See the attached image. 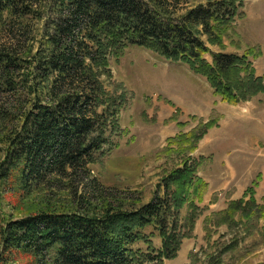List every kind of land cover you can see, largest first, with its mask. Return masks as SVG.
<instances>
[{
  "label": "trees",
  "instance_id": "obj_1",
  "mask_svg": "<svg viewBox=\"0 0 264 264\" xmlns=\"http://www.w3.org/2000/svg\"><path fill=\"white\" fill-rule=\"evenodd\" d=\"M243 7V0H0V186L12 178L18 201L28 200L22 214L0 223V264L21 253L31 264L177 257L208 187L198 174L203 158L190 154L216 121L171 138L182 164L162 177L149 202L119 197L91 169L126 133L119 122L126 99L116 91L111 60L128 47L147 50L187 65L223 103L247 102L264 92L254 48L215 53L206 44L224 48ZM254 187L219 213L225 222L255 206ZM219 262L209 256L204 264Z\"/></svg>",
  "mask_w": 264,
  "mask_h": 264
},
{
  "label": "rangeland",
  "instance_id": "obj_2",
  "mask_svg": "<svg viewBox=\"0 0 264 264\" xmlns=\"http://www.w3.org/2000/svg\"><path fill=\"white\" fill-rule=\"evenodd\" d=\"M183 1L195 6L208 0ZM243 2L224 36L225 47L206 44L215 53L242 54L254 48L258 57L251 60L257 76L264 79V0ZM206 59L211 61L208 55ZM110 65L116 91L126 99L119 118L126 133L116 139L117 148L91 165L94 176L119 197L136 199V206L147 203L160 192L162 177L182 164L183 158L173 151L179 141L171 138L215 120L190 154L203 158L198 174L208 185L193 236L185 238L177 257L164 264H204L209 256L218 257L219 264L264 263V92L238 105L223 103L187 65L136 47H128ZM176 119L188 124L181 129ZM12 182L10 178L0 186V223L12 213L22 214L20 207H28V200L18 201ZM253 184L255 206L225 222L219 213ZM186 213L183 208L181 216ZM152 241L160 247L158 236ZM12 257V264L32 262L27 253Z\"/></svg>",
  "mask_w": 264,
  "mask_h": 264
},
{
  "label": "crops",
  "instance_id": "obj_3",
  "mask_svg": "<svg viewBox=\"0 0 264 264\" xmlns=\"http://www.w3.org/2000/svg\"><path fill=\"white\" fill-rule=\"evenodd\" d=\"M182 248V247H181Z\"/></svg>",
  "mask_w": 264,
  "mask_h": 264
}]
</instances>
